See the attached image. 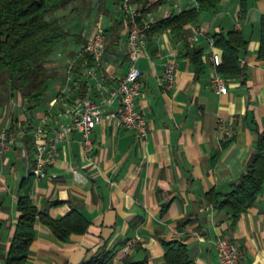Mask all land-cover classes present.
<instances>
[{
    "label": "crops",
    "instance_id": "obj_1",
    "mask_svg": "<svg viewBox=\"0 0 264 264\" xmlns=\"http://www.w3.org/2000/svg\"><path fill=\"white\" fill-rule=\"evenodd\" d=\"M194 6H199L198 0H150L149 11L140 15V21L152 24ZM102 8L105 13L91 14L88 25L80 24L79 31L54 49L47 62L54 68V76L42 101L25 115L18 112L22 101L13 100L7 104L11 117L0 115V128L9 126L15 116L22 130L28 114L33 124L48 116L53 133L70 120L64 111L77 98L89 96L103 103L95 79L82 75V61L67 72L79 46L99 25L107 34L100 77L114 85L128 70L127 26L121 2L105 0ZM262 15L264 0H218L214 7L201 9L198 19L185 26L191 46L202 49L200 71L181 38L169 29L149 31L145 52L138 60L142 92L137 99L149 121L148 136L142 138L123 128L115 118L105 119L92 132L94 149L92 157L86 159L80 133H67L59 143L57 161L48 167L46 176L35 179L32 198L40 210L48 208L56 218L77 207L90 225L86 233L61 240L38 220L28 263L82 264L102 247H110L116 252L112 264L143 259L150 264H166L163 241L181 239L196 264H223L215 239L226 236L244 249L241 264H264V187L235 223L232 210L218 207L207 197L210 191L231 190L232 183L246 170L259 134L264 132ZM197 29L201 33L194 41ZM231 29L242 30L248 42L239 52L245 73L226 77L210 59L211 51L220 50L207 38ZM168 59L177 62L170 88L158 83ZM216 72L226 79V93H218L211 86ZM115 104L105 108L113 109ZM221 123L233 128L232 137L224 134ZM18 137L21 143L0 159V264H5L20 216V182L33 166L31 136ZM56 200L60 202L51 205ZM136 234L140 239L134 240Z\"/></svg>",
    "mask_w": 264,
    "mask_h": 264
},
{
    "label": "trees",
    "instance_id": "obj_2",
    "mask_svg": "<svg viewBox=\"0 0 264 264\" xmlns=\"http://www.w3.org/2000/svg\"><path fill=\"white\" fill-rule=\"evenodd\" d=\"M120 2L122 0H119ZM142 6V14L149 11L150 0H130ZM218 0H198L199 6L171 13L151 24V31L169 29L175 37L183 40L187 53L198 71L203 68L202 49L191 46L186 24L195 22L203 8L216 5ZM105 0H100L102 6ZM92 0H0V108L18 97L25 113H31L42 101L49 89L54 68L47 65L54 49L65 41L72 32L65 22L68 15L60 11H82L81 17L88 19L93 10ZM141 20V16L138 18ZM215 46L220 50L222 62L218 66L226 77L245 73L240 60V49L247 46L242 30L231 29L213 35ZM260 55L264 56V15L261 17ZM22 107V106H21ZM30 119L28 114L26 119ZM25 121V120H24ZM23 121V122H24ZM9 129L19 133L18 118L12 116ZM27 136V135H26ZM35 175L32 171L23 177L18 189L17 208L19 220L8 247L5 264L28 263L32 254L31 245L36 237V222L41 220L61 240H68L73 234L88 231L89 218L77 207L61 217H53L48 208L40 210L32 198ZM264 187V132L256 140L254 150L247 162V168L238 181L233 182L226 193L210 191L208 199L218 207L232 210L233 223L241 213L253 205ZM52 201L51 205L57 204ZM0 201V208L2 207ZM3 223L0 221V250L2 248ZM166 264H196L188 254L184 240H164ZM115 250L102 247L100 251L82 264H112ZM127 264H150L148 259L130 261Z\"/></svg>",
    "mask_w": 264,
    "mask_h": 264
},
{
    "label": "built area",
    "instance_id": "obj_3",
    "mask_svg": "<svg viewBox=\"0 0 264 264\" xmlns=\"http://www.w3.org/2000/svg\"><path fill=\"white\" fill-rule=\"evenodd\" d=\"M121 8L124 11L127 26L126 47L129 66L117 83L109 85L100 77L104 67L103 57L107 48V34L100 25L79 46L75 56L67 65V72L71 73L80 61L83 62L82 75L89 79H95L96 88L103 97V103L100 104L89 96L77 98L64 111L70 116V120L61 124L53 133L50 132L48 127L50 124L48 116H43L36 124L31 123L28 118L23 122L19 134L31 136L30 145L33 152L31 171L34 173L35 179L47 175L48 167L58 159L59 143L71 131L80 133L83 156L86 159L92 157L94 149L92 132L96 125L105 119L115 118L123 128L134 131L142 138L148 136L149 121L137 104V99L142 92L140 80L142 69L138 65V60L145 52L151 23L138 20L142 14V6L132 3L130 0H122ZM200 33L201 29H197L192 36V40L196 41ZM207 40L210 45H215L212 36H209ZM210 59L216 68L222 62L221 54L216 50L211 51ZM176 68V60L168 59L164 72L158 77L159 85L166 88L172 87L175 82ZM211 86L218 93H226L228 90L225 77L218 72L213 75ZM114 103H116L115 108L110 110L105 108L107 105ZM221 127L226 136H233L234 130L232 127H228L223 123H221ZM19 134L9 129L7 125L0 128V159L15 145L21 143L18 137ZM22 145H24V142H22ZM137 239H140L138 234L134 237V240ZM134 240L130 242V245L133 244ZM215 245L223 264H241L245 251L230 238L218 236L215 239Z\"/></svg>",
    "mask_w": 264,
    "mask_h": 264
},
{
    "label": "rangeland",
    "instance_id": "obj_4",
    "mask_svg": "<svg viewBox=\"0 0 264 264\" xmlns=\"http://www.w3.org/2000/svg\"><path fill=\"white\" fill-rule=\"evenodd\" d=\"M100 3V0H92V7H93V10L91 12V14L93 16L95 15H98V12L100 13L101 11L103 13H105V10L104 8H102V6L99 5ZM70 9H71V6L65 10V11H60L59 12V15H63V14H67L68 17H67V20L65 22L66 26L70 28L71 32H77L79 31L78 28H79V25L82 24V25H88V23L90 22L89 18L88 19H83V17H81L82 15V11H75V12H70ZM104 10V11H103ZM92 16V17H93ZM15 100L19 101V98L16 97ZM10 104V103H8ZM9 105H6L2 108H0V115L2 114L5 118L7 117H11V113H10V108H8ZM23 112V114H25V110L23 109V107H21V110H19L18 112L20 113ZM26 115V114H25ZM3 253V247L1 248L0 250V255H2Z\"/></svg>",
    "mask_w": 264,
    "mask_h": 264
}]
</instances>
